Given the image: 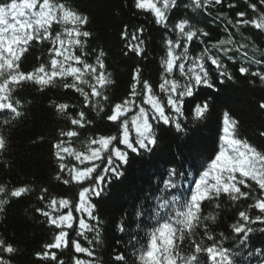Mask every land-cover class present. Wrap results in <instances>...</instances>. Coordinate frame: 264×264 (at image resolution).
<instances>
[{
    "label": "trees",
    "instance_id": "obj_1",
    "mask_svg": "<svg viewBox=\"0 0 264 264\" xmlns=\"http://www.w3.org/2000/svg\"><path fill=\"white\" fill-rule=\"evenodd\" d=\"M10 2L11 0H0V6ZM50 2L67 4L78 14L88 18L81 30L89 31L91 36L81 37L83 47L73 46L72 52L92 65H96L97 57H100L112 83L101 89L103 96L92 97L87 104L80 92L64 87L65 83H72L71 77H54L52 83L44 87L33 80H27L11 92L20 115L16 116L10 110H0V136L6 142L5 148L0 150V186L5 188V192L0 193V200L5 201L0 204V240L11 244L16 252L7 254L0 248V258L5 259L8 264H75L76 259L90 260L92 264H141L139 256L147 251L149 234L159 226L158 221L161 223L177 209L187 205H183V202H190L189 188L194 189L195 179H199L202 172L208 170L211 160L219 151L225 113L230 120L235 121L233 138L247 143L264 156V109L260 107L264 103V80L251 74L256 71L264 73V30L251 23L257 19L260 21L264 14V3L261 0H221L220 4H216L215 0H209L208 4H204L201 0V6L196 7L193 0H175V4L165 9L162 0H157V7H161L166 16L164 24H157L152 11L138 9L136 0ZM250 4L256 5L255 11ZM240 12L245 13L244 17L237 15ZM182 19H187L195 29L202 30L198 33V38L189 42L188 55L194 59L207 48L208 54L218 57L224 70L232 77L231 80L227 76L221 77L217 67L205 57L209 80L218 91L203 85L197 89L200 95L194 103L209 100L210 107L195 125L191 115L194 103H185L184 116L177 117L187 129L196 128L194 140L204 151L195 167L185 164L177 170V186L174 190L164 189L163 181L167 179L166 171L170 166L168 162H178L180 153L186 151L191 142L183 143L185 133H178L174 125L150 120L158 137L154 152L151 155L143 153L137 156L128 150V163L122 167L124 175L117 180L109 174L111 183L105 186L101 197H93L91 201L95 205L92 211L97 220H89L87 214L75 212L81 185L71 180L67 168L61 172V161L56 156L57 149L54 145L63 141L64 146L73 151L86 152L93 139L114 136L116 139L110 147L125 150L124 145L119 144L123 133L121 125L125 120L128 121L129 135L134 142L136 135L133 133L132 118L139 112L136 105H142L146 109L149 107L143 104L144 81L149 83L153 94L165 107V114L175 116L167 106V95L160 90L163 82L161 76L164 75L161 61L166 59L167 41L175 43L177 40V33L172 29ZM245 19L250 23L243 24L242 20ZM66 27L71 25L54 22L52 36L57 33L63 36ZM122 33H126V36H122ZM133 36L145 41V52L140 56L128 48L129 44L138 43L132 39ZM221 40L226 43L220 44ZM183 43L181 38V45ZM56 46H59L58 43ZM52 47L49 40L31 41L20 57L19 70L23 73L33 72L41 64L50 70L52 53L49 49ZM182 50L181 46L177 52ZM101 52L104 54L102 57ZM179 63L177 61V65ZM240 67H247L249 72L242 75ZM137 69L140 83L136 87L139 94L135 97V105L130 106V110L119 121H109L107 117L112 114L113 106L132 98V84L135 82L133 74ZM166 78L176 80L179 86L185 83L178 66ZM85 79L93 82L90 75H86ZM221 79L223 83L220 82ZM81 87L85 92H91L87 85ZM189 99L191 98L185 97V101ZM61 103L68 105L63 113L56 108ZM80 112L84 113L83 127L71 123L72 118L79 119ZM69 130L77 132V135L72 138L62 135ZM63 155V163L68 168L84 167L73 156ZM88 163L90 162H86ZM259 163L258 161V166ZM97 171H102V168ZM234 175L237 180H244V184H237V187L248 195L233 199L232 195L222 191L218 196L213 193L200 202L197 220L192 224L191 230H182L183 241L179 251L186 259L194 253L197 243L204 247L212 245L213 241L207 239V234H211L217 243L232 249L233 238L237 236L232 226L238 222L244 223L240 220L239 213L246 211L253 220L261 215L253 205L257 199L264 200V190L250 177H242L239 172ZM65 180L69 182L66 184ZM90 184L91 181H87L83 186ZM20 187L27 191L21 197H11L10 192ZM53 199L71 202L69 207L73 210V227L65 228L69 234V244L59 250H52L56 252L55 261L38 260L36 253L45 251L44 245L53 242L60 231L49 225L47 217L37 211L42 209L51 212L48 205ZM165 200L169 202L168 208H159ZM67 211L65 208L51 214L59 215ZM138 211L140 216L136 215ZM161 216L165 219H161ZM81 217L95 226L93 231H86L85 236L78 235V221ZM120 224H123V231L118 228ZM250 226L256 229L247 238L251 253L245 251L241 259L243 264H264V223L256 222ZM95 229L99 230V240L96 239ZM72 240L89 248L93 255L89 257L84 253H76ZM256 249L261 251L257 252ZM117 255H122L124 259L118 261ZM197 256L201 264H210L206 253H199Z\"/></svg>",
    "mask_w": 264,
    "mask_h": 264
},
{
    "label": "snow or ice",
    "instance_id": "obj_2",
    "mask_svg": "<svg viewBox=\"0 0 264 264\" xmlns=\"http://www.w3.org/2000/svg\"><path fill=\"white\" fill-rule=\"evenodd\" d=\"M203 2L204 4H208L209 0H203ZM193 3L196 7L201 6V0H193ZM215 3L220 4L221 0H215ZM261 3H264V0H261ZM162 4L163 8L166 9L170 5L175 4V0H162ZM136 7L138 9L151 10L156 17V23L164 24L166 19L165 12L161 7H157V0H136ZM250 7L254 11L256 10V5L250 4ZM34 9L38 10L34 11ZM237 15L244 17L245 13L240 12ZM54 22L63 23L66 26L71 25V27H66L63 36L57 33L53 37L51 28ZM87 22L88 18L78 14L71 6L64 3H52L50 0H42V2L40 0H20L19 3H17V0H11L10 3L0 6V110H10L16 116L20 115L15 102L11 98V92L15 87L27 80H33L35 83L41 85V87H44L52 83L54 77H71L72 83H65L64 87L80 92L84 96L86 104L92 97L103 96L101 89L111 84L112 81L106 75L105 66L100 57H97L96 65H92L72 52L73 46L83 47L81 37L88 38L91 36L89 31L81 30V26ZM242 23L247 25L250 21L245 19L242 20ZM251 23L256 28L264 30L261 20L260 22L253 20ZM172 30L177 33V40L175 43L172 40L167 41L166 59L161 61L164 67V75L161 76L163 82L160 84V90L167 95V106L172 109L175 116L165 114V107L153 94L149 83L144 81L143 104L149 107L146 109L142 105H136L139 107V112L137 116L132 118V127L136 133L134 142L129 138L128 121L125 120L121 125L123 133L119 139V144L124 145L125 150L114 146L110 147L116 139L114 136H100L93 139L87 146L86 152L73 151L70 147H65L63 141L54 145L57 149L56 156L61 161L59 164L61 172L67 168L71 180L81 185L78 194L79 203L75 205V212L87 214L89 220H97L92 211L95 205L91 201L93 197H101L105 186L111 183L109 174L117 180L124 175L122 167L128 163V150L137 156H141L143 153L151 155L154 152L158 144V137L150 120L157 123L163 122L164 125H174L178 133H185L183 143L188 144L191 142L190 147L180 153V160L178 162H168L170 166L166 171L167 179L163 181L164 189L174 190L177 186L175 180L178 175L177 170L183 168L185 164L195 167L197 159L204 151L202 146L194 140L193 134L196 132V128L187 129L185 126H182L177 117L184 116L183 106L185 103L192 105L198 99L200 94L197 92V89L200 86L203 85L218 91L209 80V73L204 64L205 57L211 61L212 65L217 67L221 77L227 76L229 80L232 77L224 70V66L218 57L208 54L209 49L206 48L200 56L194 59L188 55L189 42H192L194 38H198V33L202 30L195 29L192 25H189L187 19H182L175 23ZM204 35H207V33H204ZM65 36L66 39L64 38ZM122 36H126V33H122ZM181 38L184 40L183 45H181ZM132 39L137 40L138 43L129 44V50L135 52L138 56L144 54L145 41L140 40L137 36H133ZM34 40L38 42L49 40L52 42L53 47L49 49L50 53H52L50 59L51 69L49 70L44 64H41L33 72L23 73L19 70L18 62L20 56L21 53L26 51L29 43ZM57 43L58 47L56 46ZM219 43L224 44L226 42L221 40ZM181 46L183 50L177 52V49ZM103 55V52H101L100 56L102 57ZM177 61L180 62L178 65ZM186 62H188L187 66ZM176 66H178L181 76L185 78V83L182 86H179L176 80L166 78L167 76H171L173 68ZM239 72L244 75L249 72V69L247 67H240ZM251 74L259 76L261 80H264V73L262 72L256 71ZM86 75H90L93 82L85 79ZM133 80L135 82L132 84V98L126 99L123 103L115 104L112 108V114L107 117L109 121H119L130 110V106L135 105V97L139 94L136 92L137 84L140 83L139 69L133 74ZM220 82L223 83V79ZM81 85H87L91 89V92H85ZM185 97L191 99L185 101ZM104 99H107V97H104ZM209 107V100H205L202 103H194V107L191 108L194 125L204 117ZM260 107L264 109V103ZM56 108L59 112L63 113L68 108V105L61 103L56 105ZM71 123L74 126L79 125L83 127L84 113H79V119L72 118ZM223 124V135L219 137L221 141L219 151L215 154L214 159L211 160L208 170L203 171L199 179H195V188H189L191 200L187 203V211L176 213L174 220L167 218L163 223H159L158 221L159 226L149 234L150 239L147 244V251L139 256L141 264H181L182 261H184V264H201L197 256L199 253H206L210 264H243L241 258L245 251L251 253V250L248 248L247 238L256 229L250 225L256 222L264 223V200L261 199H257L253 205L261 213L254 220L249 217L246 211L239 213L240 220L244 223L238 222L232 226L233 232L237 234L233 238L234 247L232 249L217 243L211 234H207V239L213 241L211 246L204 247L197 243L194 253L187 259L179 251L181 242L183 241L181 225H185L188 230H191L192 224L197 220V213L199 212L202 200L209 198L213 193L218 196L222 191L232 195L233 199L248 195L246 192H241L239 187H237V184H244V180H237L234 173L239 172L242 177H250L261 190H264V156L257 153L247 143L232 138L235 121L230 120L227 113L224 115ZM62 135L72 138L77 135V132L69 130L66 133H62ZM5 144V139L0 136V150L5 148ZM92 145L97 146L92 147ZM229 151L233 154L229 155ZM105 153H107L106 157ZM63 154L73 156L84 167L73 166L68 168L63 163ZM96 161H99V163H95ZM258 161L260 162L259 166L257 165ZM86 162L90 163L86 164ZM101 168L102 171L98 172L97 170ZM59 178L58 176L57 179ZM210 179L212 183L209 182ZM87 181H91V184L83 186L84 182ZM68 182L67 180L64 181L66 184ZM26 191L27 189L24 187L16 188L10 192V196L18 198ZM4 192L5 188L0 186V193ZM4 202L0 200V204ZM165 202L159 205V208L167 209L169 202L167 200ZM70 203L66 199L59 201L53 199L48 205L51 212L37 209L38 212L47 217L49 225L60 229L55 235L54 241L44 245L45 251L36 253L38 260L51 259L55 261L57 259L56 252L52 250H59L68 246L69 234L65 228H72L74 219L73 210L69 207ZM57 204H59V208H57ZM65 208L68 209L66 213L59 215L51 214L52 212H60V209ZM136 215L140 216L141 213L138 211ZM161 219H165V217L161 216ZM78 224V235L80 236H85L86 231L90 232L95 228L94 225L86 222L83 217L79 219ZM174 224L177 227H174ZM118 228L120 231H123V224L118 225ZM95 230L97 232L96 239L99 240V230ZM71 244L76 253H84L89 257L93 255L89 248L82 247L78 241L72 240ZM0 248H3V252L7 254L16 252V249L11 244H5L3 240H0ZM256 251L259 252L261 250L256 249ZM116 259L120 261L124 257L117 255ZM0 264H8V262L0 258ZM75 264H92V261L76 259Z\"/></svg>",
    "mask_w": 264,
    "mask_h": 264
},
{
    "label": "rangeland",
    "instance_id": "obj_3",
    "mask_svg": "<svg viewBox=\"0 0 264 264\" xmlns=\"http://www.w3.org/2000/svg\"><path fill=\"white\" fill-rule=\"evenodd\" d=\"M35 10H38V9H34V11H35ZM260 20L262 21V27H264V14L261 15V19H260ZM257 22H260V21H257ZM133 133H135L134 128H133ZM135 135H136V133H135ZM129 138H130V135H129ZM232 138H233V136H232ZM130 140H131V138H130ZM228 154H229V155H232L233 153H231V151H229Z\"/></svg>",
    "mask_w": 264,
    "mask_h": 264
},
{
    "label": "bare ground",
    "instance_id": "obj_4",
    "mask_svg": "<svg viewBox=\"0 0 264 264\" xmlns=\"http://www.w3.org/2000/svg\"><path fill=\"white\" fill-rule=\"evenodd\" d=\"M19 2H20V1H19ZM19 2L17 1V3H19ZM262 15H263V14H262ZM258 20H259V19H257L256 21H258ZM180 252H181V251H180ZM180 254H181V253H180ZM181 264H184V262L182 261Z\"/></svg>",
    "mask_w": 264,
    "mask_h": 264
}]
</instances>
